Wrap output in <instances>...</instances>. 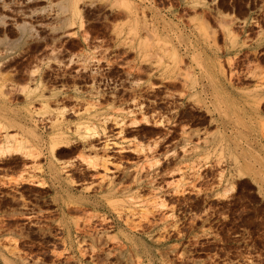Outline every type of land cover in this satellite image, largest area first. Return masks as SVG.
<instances>
[{
	"label": "rangeland",
	"instance_id": "rangeland-1",
	"mask_svg": "<svg viewBox=\"0 0 264 264\" xmlns=\"http://www.w3.org/2000/svg\"><path fill=\"white\" fill-rule=\"evenodd\" d=\"M60 2L0 0V264H264V0Z\"/></svg>",
	"mask_w": 264,
	"mask_h": 264
},
{
	"label": "bare ground",
	"instance_id": "bare-ground-1",
	"mask_svg": "<svg viewBox=\"0 0 264 264\" xmlns=\"http://www.w3.org/2000/svg\"><path fill=\"white\" fill-rule=\"evenodd\" d=\"M5 2V1H4ZM58 3V2H57ZM77 3H78V0H61V2L59 3V9H61L62 11V13H64V12H66V13H68V15H69V17L71 18H73V17H75L76 15H77V13H78V9H77ZM4 4V3H3ZM56 5V4H55ZM50 7V6H49ZM79 7V6H78ZM7 8V7H6ZM44 10V9H43ZM49 10H50V8H49ZM68 17V16H67ZM66 17V18H67ZM65 18V17H64ZM67 21H68V18L66 19ZM0 21H1V19H0ZM71 21V20H70ZM4 38V37H3ZM151 85H152V83H151ZM152 88V87H151ZM133 112V111H132ZM12 134V133H11ZM14 134V133H13ZM6 137V136H5ZM7 138V137H6ZM14 138V137H13ZM6 140V143H8V144H5L6 146H4L3 148H1V149H3V151H7L8 153H9V151L10 152H12V151H17V152H19V150L20 151H22L23 149H22V145L23 144H26L25 142V140H22V139H12L13 140V144L11 143L12 142V140L11 139H5ZM25 141V142H24ZM10 143V144H9ZM52 148H54V146H52ZM26 149V148H25ZM32 150V149H31ZM7 152H4V153H7ZM15 153V152H14ZM23 153V152H22ZM21 153V154H22ZM52 153V152H51ZM33 154V153H32ZM23 157H25V156H23Z\"/></svg>",
	"mask_w": 264,
	"mask_h": 264
}]
</instances>
